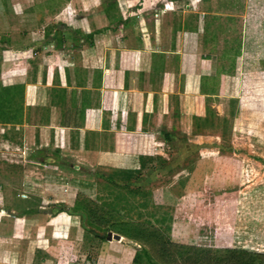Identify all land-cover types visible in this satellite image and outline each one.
Here are the masks:
<instances>
[{
    "label": "rangeland",
    "instance_id": "374dc122",
    "mask_svg": "<svg viewBox=\"0 0 264 264\" xmlns=\"http://www.w3.org/2000/svg\"><path fill=\"white\" fill-rule=\"evenodd\" d=\"M8 1L12 12L0 26L17 22L25 49L79 20L102 30L132 14L158 16L156 5L171 0ZM193 1L167 8L190 23L184 10ZM200 11L218 13L207 18L203 35L210 43L203 52L226 53L228 68L242 66L226 77L231 102L213 108L190 134L152 140L158 153L121 155L137 168L91 165L63 142L57 151L45 147L29 127L26 88L4 90L9 77L0 78V242L7 240L8 250L0 257L8 264H121L126 257L131 264H246L227 252L264 254V0H204ZM57 159L66 167L56 166ZM15 194L34 201H23L13 214Z\"/></svg>",
    "mask_w": 264,
    "mask_h": 264
},
{
    "label": "crops",
    "instance_id": "0c3cea01",
    "mask_svg": "<svg viewBox=\"0 0 264 264\" xmlns=\"http://www.w3.org/2000/svg\"><path fill=\"white\" fill-rule=\"evenodd\" d=\"M175 1L181 3L157 4L155 17L138 14L142 16L138 19L132 14L120 19L114 29H92L87 20L66 24L71 31L65 28L58 37L51 32L42 44L43 38H37L25 49L18 44L17 22L5 21L0 26V78L9 79L0 89L7 90V84L19 91L26 88L32 111L29 127L45 147L54 150L63 142L64 149L88 159L91 165L137 168L133 158L126 160L121 155L158 153L152 140H164V130L172 137L173 131L190 134L213 114V108L231 99L226 77L242 67L229 62L228 68L231 58L226 53L203 52L204 44L210 43L203 35L211 26L207 18L218 15L217 11H200L204 0H195L186 4L184 13H191V20L185 23L177 10L167 8ZM11 12L9 1L0 0V19L7 20ZM169 16L175 20L169 21ZM237 57V63L241 62ZM231 114L235 113L223 116ZM61 164L56 166L66 167ZM26 196H13V214L23 201L33 203ZM6 242H0V253L8 251ZM9 249L13 251V246ZM4 253L0 264H8ZM130 262L126 257L121 264Z\"/></svg>",
    "mask_w": 264,
    "mask_h": 264
},
{
    "label": "trees",
    "instance_id": "16d2710c",
    "mask_svg": "<svg viewBox=\"0 0 264 264\" xmlns=\"http://www.w3.org/2000/svg\"><path fill=\"white\" fill-rule=\"evenodd\" d=\"M164 136H165V139L168 140V141H173V137H172V134L170 132H167L166 130H164ZM121 235L123 236H126V237H129V238H132V239H136L135 236L133 235H127L125 233H121L119 232ZM146 253L147 250H145ZM228 253V256L226 258H231L233 256H236L238 258H242V260H245L246 261V264H254V260H264V254H259V253H255V252H250V251H245V250H230ZM141 257V253L140 254H137L136 257H135V260L134 262L135 263H138L141 259H139ZM140 263V262H139ZM141 264V263H140Z\"/></svg>",
    "mask_w": 264,
    "mask_h": 264
},
{
    "label": "water",
    "instance_id": "95a60500",
    "mask_svg": "<svg viewBox=\"0 0 264 264\" xmlns=\"http://www.w3.org/2000/svg\"><path fill=\"white\" fill-rule=\"evenodd\" d=\"M121 235V234H120ZM108 239L109 240H112L113 239V232L112 231H110L109 233H108Z\"/></svg>",
    "mask_w": 264,
    "mask_h": 264
}]
</instances>
